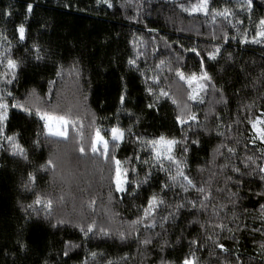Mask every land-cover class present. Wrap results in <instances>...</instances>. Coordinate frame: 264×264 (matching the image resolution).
I'll use <instances>...</instances> for the list:
<instances>
[{"label":"trees","instance_id":"trees-1","mask_svg":"<svg viewBox=\"0 0 264 264\" xmlns=\"http://www.w3.org/2000/svg\"><path fill=\"white\" fill-rule=\"evenodd\" d=\"M242 2L210 0L211 8L227 7L236 13L230 25L221 17L213 24L211 14L188 16L167 0H111V8L97 0H0V12L12 11L9 18L0 17V30L12 38L14 58L21 61L17 81L7 86L12 96L5 94V102L23 104L33 111L28 115L10 107L0 135V264H160L162 258L181 264L190 251H196L200 264H264V216L260 209L264 195H257L264 192V181L261 174L249 175L251 169L245 168L248 156L264 166V145L258 140L251 142L247 123L264 108V45L240 43L245 32L249 40L255 34V25L264 17V0H254L251 13L246 7L240 10ZM29 3L33 5L30 15L26 12ZM20 23L27 29L22 44L17 42L18 36L13 38ZM34 43L41 47V60H36L34 52L25 51ZM217 47L220 53L216 59H208V53ZM191 48L200 56L188 51ZM137 57L136 67L130 66L128 60ZM201 59L227 103L217 102L220 92L211 87L202 94L204 103L187 100V85L179 81L175 69L186 75L199 74ZM162 60L165 63L157 69ZM157 74L159 86L151 79ZM148 87L156 96L148 94ZM161 88L171 95L160 97L157 103ZM173 98L181 106L187 103L198 120L179 125L175 120L179 109ZM150 103L154 107L149 108ZM57 105L59 112L72 108L73 117L83 122L85 136L93 120L102 129L116 125L132 129L114 149L121 161L131 159L130 164L123 165L129 169L132 182L127 192L115 191L109 180L110 164L102 157L94 158L91 153L81 156L73 150L75 131L71 126L67 141L45 139L43 122L35 109ZM248 105L252 107L248 109ZM182 133L187 139L174 155L185 174L211 193L206 209L201 208L203 197L195 189L183 191L180 184L186 186V182L182 177L171 186L168 178L176 174V166L165 160L168 171L161 170L153 162L150 146L143 143L160 135L183 140ZM12 135L25 149L27 160L10 154L5 136ZM50 158L57 163L55 172L41 169ZM234 167L243 175L233 172ZM29 173L36 181L31 190H25ZM166 183L169 187L162 190ZM134 190L136 194L131 195ZM38 193L54 200L47 218L43 208L39 212L27 209ZM153 194L165 203L155 216L156 226L145 229L143 223L133 222L143 217ZM92 200L94 204H90ZM188 201H195L196 208ZM177 204L184 207L177 209ZM169 213H174V218L162 221ZM60 219L71 223L53 227ZM92 222L96 229L88 236L73 227L82 224L86 229ZM208 222L223 224L224 228L201 227ZM101 227L109 234H101ZM120 232L126 238L121 239ZM208 235L212 240L206 239ZM145 238L152 243L143 244ZM193 239L200 245L190 246ZM213 241L228 251L216 248ZM66 242L75 245L67 256ZM20 244L25 245L23 250Z\"/></svg>","mask_w":264,"mask_h":264},{"label":"snow or ice","instance_id":"snow-or-ice-1","mask_svg":"<svg viewBox=\"0 0 264 264\" xmlns=\"http://www.w3.org/2000/svg\"><path fill=\"white\" fill-rule=\"evenodd\" d=\"M167 2H171L177 7L182 13H187L188 16H194L196 14H202L205 17H208L211 14L212 23H216L217 17L224 18L227 20V22L231 25L233 24V19L236 16V13L230 10L229 8L225 7L223 10H217L210 7V0H195V2H192V0H167ZM97 3H104L107 4L109 8H111L113 5L111 3V0H97ZM254 0H243L241 3L240 10L243 11L245 7L247 8L248 12L251 13L253 10ZM26 12L30 15L33 12V5L31 3L26 5ZM12 16V11L9 9H4L2 12H0V17L3 18H9ZM249 20H251V16L248 17ZM236 23L243 24V20H237ZM234 26V25H233ZM255 34L251 37L249 40L247 32H245L243 38L240 40L241 44H261L264 45V17H261L258 21V23L255 25ZM149 31H152L151 29ZM26 32L27 29L25 27L24 23H20L14 28V34L13 38H16L18 36V43H24L26 40ZM227 35H225V40L227 41ZM232 39H236V37H232ZM26 52H34L36 60H41L43 57L40 55L41 53V47L38 44H33L32 48L25 49ZM188 51H191L195 53L197 56H200V53L196 50V48L188 49ZM220 53V48L217 47L214 52L208 53V59L215 60L217 57V54ZM137 59L130 58L128 60V64L130 66L136 67L137 65ZM165 62L162 60L160 64L156 65V68L159 69L161 65H163ZM21 61L14 58V45L12 43V38H9L7 33L3 30H0V85L3 87H0V135L4 133V122L8 119V110L9 108H20L22 111L26 112L28 115H32L33 111L32 108L26 107L23 104L19 103H7L5 102V94L8 97L12 96V92L10 90H7V86L13 84L14 81H17L18 79V70L20 68ZM200 68L201 71L199 74H196L195 72L191 73L190 75H186L180 68L175 69V75L179 78V81H182L185 85H187V100L192 102H199L204 103V96L202 94H206L209 87H211L214 91L220 92V101L217 102H225L223 96V91L221 89H217L215 84L212 82V77L208 74L206 70H204V61L201 59L200 62ZM139 71V69L137 68ZM169 71H172V68L169 67ZM73 72L75 75L79 76L78 70L75 68L73 69ZM61 72L58 71L57 75H60ZM142 75H146V73H141ZM153 83L157 86H159L160 83V77L159 75H154L151 77ZM50 84L55 83L54 81H49ZM51 91V89H50ZM147 92L149 95L156 96V93L153 91L152 87L147 88ZM170 92L166 91L165 89L161 88L159 92V96L157 97V103L159 102L160 97H170ZM121 103L124 102V96L122 95L120 97ZM172 103L177 106L179 109L178 114L175 117L176 122L183 126L188 121H197L198 117L195 113H191L189 109V105L187 103H184L183 106L176 100L172 99ZM149 108L154 107V104L150 103L148 105ZM248 109L252 107V105L246 106ZM59 106L57 105L54 108L51 109H44L42 110L39 107H36L35 109V115L38 117L40 121L43 122V128L45 130V139L48 137H60L63 138L65 141L69 139V127L75 131V137L73 138V150L78 151L81 156H86L89 153L92 154V156L95 157H102L103 161L105 163L110 164V176L109 180L110 183H114L115 185V191L117 193H125L127 192V186H129L132 182L128 178L129 169L124 168V163H131V159L128 161H121L116 157L114 154V149H118L120 146V143L124 141L127 134H132V129H123L119 125L113 126L110 129H102L101 127L95 126V120H93L91 127V131L88 134V136H85L84 133V125L82 121H79L78 119L73 117L72 108H68L66 112H59L58 111ZM247 123L250 126L251 130V142L254 144L257 140L264 145V108L260 110L259 115H257L254 119L249 117L247 119ZM79 124V128H77V125ZM230 127V126H229ZM183 140H178L176 138H168L164 135H160L158 138H154L151 140L143 141V143L147 146H150L151 151L153 153V162L154 164H158L161 168V170L168 171V169H165L163 161L167 160L170 162V164L176 166V174L175 175H169V181H171V186L174 187L178 181V178H183V181L186 182V186L184 183L180 184V187L183 189L184 192H188L189 188L195 189L200 196L203 197V199H200V205L202 209H206L207 204L206 201H209L211 199V193L206 192L205 188L202 186H198L193 179H191L189 176H187L181 166V161L177 160L174 155V150L181 145L184 140L187 139L186 134H183ZM5 140L10 146L11 149V155L17 156L19 155L23 159L27 160L28 157L26 155L25 149H23L20 144L17 142L16 135L12 136H5ZM137 141H140V138L137 137ZM39 143V141H37ZM193 143H197V141H193ZM2 146V145H0ZM223 146V145H222ZM183 151L187 153L188 149L187 147H184ZM233 148H228L229 153H234ZM261 156L264 157V151L261 152ZM136 159L139 160L140 157L136 156ZM248 163H245L246 169H251V171L248 173L249 175L252 174H261L260 178L262 181H264V166H260L256 164V160L253 159L252 156H248L247 158ZM145 164L148 163V161H144ZM255 165V167H252ZM114 167V175L111 174V169ZM227 167V165H225ZM51 169L53 172H55L57 168V163L53 159H49L45 165H41L42 170ZM235 173H240L241 176L243 173H241V169L239 167H234L232 169ZM229 180H232V177H228ZM36 177L33 173L28 174V182H25L23 187L25 190H31L32 186L35 184ZM146 182V181H145ZM242 180H237V183H241ZM139 187V185H137ZM169 185L166 183L163 185V189L168 188ZM135 190L131 193V195H135ZM257 195H264V192L258 193ZM110 198H111V192H110ZM199 198V197H198ZM60 202H63L64 197L61 195L59 197ZM95 201H90V204H94ZM165 201L158 197L156 194H153L147 201V207L144 208V215L143 217L139 218L137 221L133 222L136 223H143L145 226V229H151L156 226L155 223V216L158 213L160 205H163ZM192 205V208H196L195 201H188ZM54 206V200L51 198V196H45L42 193L36 194L35 200L32 204L27 205V209H32L34 212H39L41 208L45 210V217H49L52 214ZM24 208V206H21ZM184 207L183 204H177L176 208H182ZM27 209H24L27 211ZM261 214L264 216V204H261L260 206ZM174 213H169L168 216L162 217V221L167 222L170 217L174 218ZM65 223H71V221H65L63 219H60L57 221L56 224H53V227H57L58 225L65 224ZM162 228L164 227V224L162 223L160 225ZM73 227H78L81 232L84 233L85 236H88L90 233H94L96 229L95 222H92L87 225L86 229L85 226L82 224H74ZM202 228L207 230L208 227H214V228H220L223 230L224 225L223 224H211L210 222L202 224ZM231 231V229H229ZM254 231H259L257 229H254ZM99 232L103 235H108L109 232L105 228L101 227L99 229ZM121 239L126 238V234L124 232L119 233ZM160 233H157V236H159ZM235 239V237H232ZM207 240H212V236L208 235L206 237ZM143 244L148 245L152 243V240L150 238H145L142 241ZM167 241H165V244ZM216 248H219L221 251H228V249L225 248V246L222 243H219L218 241H213ZM191 245H200V242L198 239H193L189 242ZM25 245L20 244L21 250H23ZM71 247H75V245H71L70 242L65 243V251L64 255H68V251ZM163 248V245L161 246ZM203 247V246H201ZM261 248L264 249V244L261 245ZM96 253H92V256L95 257ZM111 264V262H109ZM160 264H175L173 261H166L165 259H161ZM181 264H200L199 258L196 255V251H190L188 255L184 257V259L181 261ZM224 264H229V262L225 261Z\"/></svg>","mask_w":264,"mask_h":264}]
</instances>
